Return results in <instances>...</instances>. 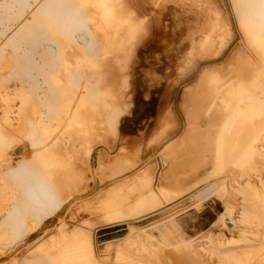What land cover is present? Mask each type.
Here are the masks:
<instances>
[{
	"label": "bare ground",
	"instance_id": "1",
	"mask_svg": "<svg viewBox=\"0 0 264 264\" xmlns=\"http://www.w3.org/2000/svg\"><path fill=\"white\" fill-rule=\"evenodd\" d=\"M73 1L0 2L1 8L7 13L6 28L0 34V93L4 92L7 96V83L15 80L18 86L14 95L19 99L17 125L9 128L5 121H0V159L19 153L7 164H0V198L8 197L12 200L11 205L9 204L11 207L8 205L10 208L0 217V245L3 246L9 244L19 248L27 245L33 236L41 233L45 222L55 217L66 199H60L63 189L57 182L61 174L82 176L70 161L73 153L69 150L68 143L70 128L77 122L76 113L80 109H106L105 102L110 92L100 89L96 79L88 82L80 73L77 76L66 59L67 55L74 54L71 45L75 41V30L85 31L87 37L90 36L86 20L75 9L69 8ZM236 1L237 3L232 4L231 12L236 15L242 9L243 14L240 13L238 17L246 36L244 38L239 32V52L233 56L227 68L217 66L201 72L196 85L184 93L181 105L184 112L183 129L176 137L178 140L175 139L181 148L172 155L161 154V159L141 171L140 177L146 182L155 178L161 183L159 192L137 200L129 211L124 212L122 205L127 189L123 188V191L118 183L109 191L106 204L109 211L105 213L107 222L99 229L113 227L115 229L111 232H119L117 229L125 227L128 231L124 237L125 242L134 239L141 246L140 253L146 251V242L153 247V241H158L143 228L137 229L135 225V228L132 227L129 224L131 219L137 214L159 207L162 199L168 200L194 191L213 177L225 175L230 179L234 172H242L239 167L255 156L260 149L257 145L264 146V0ZM87 5L92 8L91 19L98 24L110 51L125 48V59L129 60L136 40L148 28L145 26V16L139 17L126 0H87ZM210 21L211 18H204V23L197 32L202 36V48L214 47L213 53L218 55L228 45L231 29L226 26L221 33H216L217 29L220 31L219 24L217 21L214 24ZM12 28H15L14 31L11 30V35L5 38L9 33L7 31ZM38 46L41 50L37 59L34 50ZM81 53L84 55L80 57L76 71L79 72L85 63L94 67L99 64L100 59L90 45L82 47ZM192 56L193 50L186 57L187 64L191 63ZM39 82L43 85L41 90L37 86ZM37 105H41V112L34 120L28 115ZM114 109H110V116L108 115L105 124L115 136L121 113ZM60 111L69 119V123L62 125V128L61 120L58 119ZM231 119H235L233 124ZM233 142L241 149L234 162L231 160L232 152L228 151V145ZM23 150L26 152L20 154ZM33 160H37L41 167L45 165L50 174L46 170L40 171L36 166L32 168L30 163ZM51 163L59 165L51 167ZM201 170L206 172L199 176ZM250 170V177L256 179L257 175ZM242 175L243 172L238 173L237 177ZM189 181L190 184L182 188ZM256 184L250 181L242 184L237 181L236 186L231 184L227 187L237 196L238 207L226 203L225 211L218 215L211 227L221 224L223 228H227L228 219L236 227L237 234L236 237L232 234L231 237L221 238V241H214L210 231L207 239L212 247L211 253H220L218 250L223 249L228 251L244 242L250 233V226L258 220H264V200L260 198L264 192V181ZM222 190L223 188L218 191L220 195L223 194ZM87 225L90 226V223L84 222L83 225L75 226L70 234L63 233L60 237V249L45 257L39 264H88L93 256L91 249L95 231H91L92 228ZM140 239L147 241L141 242ZM21 240L25 241L20 243ZM110 246L111 244L108 247ZM114 250V260L106 257L101 260V264H120L122 248L116 245ZM246 252H229L223 254L221 260L226 264L229 261L245 264ZM261 261L264 264V257Z\"/></svg>",
	"mask_w": 264,
	"mask_h": 264
},
{
	"label": "rangeland",
	"instance_id": "2",
	"mask_svg": "<svg viewBox=\"0 0 264 264\" xmlns=\"http://www.w3.org/2000/svg\"><path fill=\"white\" fill-rule=\"evenodd\" d=\"M126 2L136 10L139 17L145 16V26L148 27L136 40L129 60L125 59V48L110 51L98 24L91 19L92 8L88 7L87 0H74L69 7L75 9L86 20L90 36L87 37L85 31L75 30L73 32L75 41L71 45L74 54L67 55L66 59L71 63V68L77 76L81 74L88 82L97 80L100 89L110 92L105 102L106 109L102 107L87 111L80 109L76 113L77 122L70 128L71 136L68 143L69 150L73 153L70 161L82 176L61 174L57 182L63 189L60 199L61 201L65 197L66 199L55 217L46 221L41 233L33 236L27 245L19 248L17 245H0V264L41 263L45 257L60 249L62 246L60 237L63 233L70 234L75 226L83 225L84 222L90 223V226L87 225L88 228L95 231L91 249L93 262L89 261L88 264H101V260L106 257L114 260L116 245L123 251L120 264L129 262V264H226L221 260L223 254L242 251H247L245 264H261V258L264 257V220H258L261 224L258 221L254 222L250 226L247 239L228 251L223 249L218 250L220 253H211L212 247L208 243L207 235L211 231L214 241H221V238L231 237L232 234L236 237V227L231 224L227 223V228H223L221 224L213 227L211 225L218 215L225 211L226 203L238 207L237 196L227 189L229 185L236 186L237 181L242 184L250 181L259 185L264 181L263 145H257L260 149L255 156L239 167L241 171L243 170L241 177H237L238 173L242 174L240 171L234 172L230 179L225 175L213 177L194 191L168 200L162 199L163 204L161 202L159 207L137 214L131 219L129 224L132 227L143 228L158 241V243L153 241L155 244L153 247L146 242L145 252L140 253L141 246L134 239L125 242L124 237L128 232L125 227L116 228L119 232H111L115 229L113 227L99 229L107 222L105 213L109 211L106 208L109 191L118 183L123 191L127 189L122 205L124 212L129 211L137 200L159 192L161 183L155 178L151 182H146L140 177L141 171L161 159V154L172 155L181 148L176 137L183 129L184 112L181 105L184 93L196 85L203 70L217 66L227 68L233 56L240 50L238 43L241 34L246 38L238 17L240 13L243 14L242 9H239L237 16L231 12L232 4L237 3L236 0H126ZM6 16L7 13L0 6V34L6 28ZM204 18H211L212 24L218 22L220 31L217 29L216 33H221L226 26L231 29L229 43L218 55L213 53L214 47L203 49L201 46L202 36L197 30L204 23ZM14 29H9L5 38L9 37L11 30ZM86 45L91 46L100 62L95 67L85 63L78 72L76 65L84 55L81 48ZM35 49L34 56L38 59L41 47ZM191 50L193 58L191 63L187 64L188 53ZM7 84L9 94L6 96L4 92L0 93V121H5L10 128L16 126L19 119V99L14 95L18 83L11 80ZM37 86L39 90L43 88L40 82ZM32 109L28 116L31 115L30 118L36 120L41 112V105ZM110 109L121 113L115 136L109 132L105 124L108 115L110 116ZM58 119L61 120L60 128L69 123L68 117L61 111ZM231 122L233 124L235 119H231ZM228 151L232 152L231 160L234 162L241 149L233 142L228 145ZM25 152L26 150H23L20 154ZM16 154L19 153L4 156L0 159V164H7ZM30 164L32 168L36 166L35 168L42 172L46 170V166L41 167L37 160L31 161ZM58 165L51 163L49 166ZM250 169L257 175L256 179L250 177ZM46 172L50 174L49 170ZM205 172L206 170H201L199 176ZM190 181L182 185V188L189 185ZM222 188L223 194L220 195L218 191ZM260 198L264 200V192ZM10 201L12 202L8 197L0 198V217L11 207ZM104 232L108 233L99 236ZM140 234L143 232L140 231ZM22 241L25 240H21L20 243ZM227 264L235 262L229 261Z\"/></svg>",
	"mask_w": 264,
	"mask_h": 264
},
{
	"label": "built area",
	"instance_id": "3",
	"mask_svg": "<svg viewBox=\"0 0 264 264\" xmlns=\"http://www.w3.org/2000/svg\"><path fill=\"white\" fill-rule=\"evenodd\" d=\"M226 223L231 224V225L234 226V224L230 220H228V219H226Z\"/></svg>",
	"mask_w": 264,
	"mask_h": 264
}]
</instances>
